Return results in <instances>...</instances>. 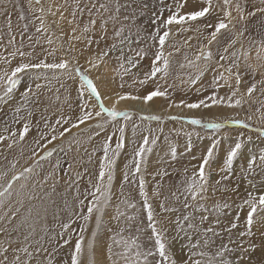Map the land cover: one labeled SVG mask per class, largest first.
Returning a JSON list of instances; mask_svg holds the SVG:
<instances>
[{
	"label": "rangeland",
	"instance_id": "1",
	"mask_svg": "<svg viewBox=\"0 0 264 264\" xmlns=\"http://www.w3.org/2000/svg\"><path fill=\"white\" fill-rule=\"evenodd\" d=\"M96 2L98 7L99 3H105L107 0H96ZM120 2L124 3V0ZM177 3L184 5L180 9L181 15L207 6L206 0H142L133 5V8L138 10L134 22L122 19L115 23L109 21L107 36L99 42V45L93 43L86 46L82 41H73L76 51L72 52L69 51V42L65 37L66 30L69 29L71 32V28L76 27L77 24L79 28H83L89 22L91 17L87 9L92 8L90 0H79V6L85 8V11L83 15L76 13V19L72 25L68 24V20L73 19L72 11L76 0H41L39 5L35 3V0H31L33 11H30L29 0H0V57L3 58L0 59V74L4 71L10 73L11 69L21 62L39 63L40 60H44L47 63H59L61 58L71 59L72 57L79 61L82 69H85L82 63L87 62L89 57L115 44V49L110 51L107 59L104 58L103 64H100L101 69H94L92 73H89L103 103L107 93L105 91L102 95L95 81L101 75L106 81L104 89L106 87L108 89V82H110L115 89L143 97L147 92L154 90L159 83L169 93L168 98L157 97L147 103L152 109L151 113L118 109L128 110L132 117L129 120L117 117L115 121L110 120L106 114L94 120L93 113L87 126L78 127L82 110H89L82 109L81 106L78 76L73 74V78L69 79L61 75L60 70L45 69H33L26 74H21V81L16 89L10 96L0 100V136L5 137L4 140H0V190L8 187V182L12 181L13 176L24 173L19 179L12 181L9 193L0 202V246L8 248L9 261L13 259L12 249L27 245L34 257L30 264H71V253L75 249V242L79 236L83 235L84 251L80 257L81 264H100L95 263L97 255H103L101 264H111L109 248L113 244V237L120 233L121 229L125 239L137 238L143 249L153 248L154 240L150 239L151 229L148 228L147 212L143 207L144 200L139 194L138 179L135 183L131 181V178L127 182L123 179L125 172L134 166L130 161L145 135L150 138L155 136L157 140L156 144L151 145L152 151L147 154L142 168L145 190L158 222L157 226L164 232L169 252L177 264H185L188 249L185 247L187 237L184 233L176 231L175 221L177 217H182L187 212H193L197 223L201 215L209 217L203 223V227L211 226L214 232L219 233V235L208 234L212 241L209 251L214 253L221 245H228L234 250L227 252L226 258L233 264H236L238 260L240 264H248L241 248H247L250 242L256 244L264 242V236H261V233H264V223L254 224L252 237L239 236V233L244 231V221L249 209L247 205L243 208L238 207L248 198L249 192L258 194L264 191V184L260 183L264 180V163L260 160L261 151L264 150V136L259 131L264 129V83H261L264 79V60L257 59V48L264 41V13H257L251 17L246 15V18L241 20L235 8V5L239 3L247 14L255 8L264 7V3L261 0H230V4L225 5L224 0H211V11L206 17L197 21H186L183 25L173 23L167 29H160V34L165 30L170 32L163 46V52L169 59L168 75L165 78H159L160 74H158V78L141 85L139 81L145 78V72L150 71L151 60L159 47L157 40L147 37L151 36L163 20L176 12ZM49 5H52L53 11L56 12L55 16L49 14L45 17L46 24L50 26L49 34H52L51 44L47 42L49 37L46 33L36 32L39 20L34 19L40 15L34 9L41 6L47 8ZM56 6L59 8L57 9ZM161 9L163 12L160 11ZM140 11H143L145 15H139ZM225 11L230 12L231 22L229 17L224 15ZM21 12L25 17L23 20L19 19ZM61 12L65 17L63 21H60ZM9 13L11 14V32L7 24ZM92 13L97 20L94 39H98L101 17L96 12V8H92ZM101 13L104 18L111 15V13H103L102 9ZM124 14L122 11L121 17ZM153 14L155 18H158L156 24L152 23ZM221 20L228 24V27L222 29L215 41L209 44L214 25ZM53 21H60V24L57 25ZM25 24L28 25L27 32L24 31ZM121 24L131 26L133 33L136 27L142 28L143 42L137 43L133 35L131 48L139 50L144 47L149 53L140 61L138 67L131 68L127 72L125 68H129L128 57L132 56L134 61L140 58L136 57L135 51L129 50L127 43L119 42L123 36L128 35L127 28L121 37L114 35ZM206 24H212L213 27L206 28ZM242 29L243 35H239ZM61 32L64 33L63 36ZM29 36L32 37L31 40ZM13 37L14 42L9 43ZM232 40L236 43L231 44ZM226 47L227 52L224 51ZM17 49L25 53L30 52L31 56L21 57L17 53L14 57H10L9 54ZM121 49H123V60L119 59ZM205 51L212 53L211 60L205 62L202 57L196 61V56ZM246 51L249 54L247 60L244 57ZM233 52L236 53V57L232 56ZM221 54L228 58L221 61ZM234 59L239 64L240 85L245 92L244 94L238 92L235 96L232 95L235 79L232 78L226 83L222 78L218 82L220 87L216 88L212 85L214 73L211 70L216 69L217 75L224 72V75L228 76L227 69ZM6 60H10V63H5ZM189 61H193L198 67L189 66ZM206 63L207 68H205ZM248 64L255 68V72L247 67ZM218 65L223 67L219 68ZM105 67H112L110 78L104 73ZM198 71H203V75L196 84H190V79H194ZM232 72H237L235 65H232ZM228 83H231L233 88H229ZM253 83L256 84V88L251 95H248L247 88ZM36 84H40L41 87L36 88ZM168 85L172 87L168 88ZM29 87H31V93L28 96V103L25 104L22 94ZM2 93L3 86H0V94ZM84 93V101L88 105L96 104L99 109L96 100L89 99L86 91ZM108 93L112 94L109 89ZM214 93L217 98H224L225 102L197 109L175 106L181 100L186 103H195L211 97ZM229 97L233 105L237 99H242L241 105L228 107ZM154 102H157L159 110H154L157 108ZM170 102H173L172 107H169ZM206 103L211 105V100H206ZM213 106L216 108L212 109ZM16 108H20L19 113L15 112ZM164 109L169 112L162 113L161 110ZM212 110H214L213 115H203V113L209 114ZM146 115H159L165 119L149 121L142 118ZM173 116H179L181 119H171L170 117ZM190 118H199L204 121H229V123L216 133L200 125L190 124L188 122ZM237 119L244 121L248 127L230 123ZM58 120L59 123H57ZM25 122L29 124V131L21 140L19 131L22 130ZM97 123L102 124L103 127H95ZM73 125L77 126L73 127ZM121 125L125 126L123 133L125 146L120 150L113 167L111 199L103 210L100 224L97 225L95 214L88 221L83 220L82 216L87 213V204L92 200L90 193L99 173L100 158L103 156L102 144L111 135L113 137L111 146L114 148L117 138L121 135L119 132ZM65 128L69 131L61 137L59 133ZM14 132L15 135H13ZM187 133L192 135L189 136ZM53 135L57 137L55 140H52ZM214 141L213 156L205 166L206 175H209L207 191L204 193L206 199L199 203L205 204L209 209L217 203H227L230 207L222 208L219 214L194 212L192 208L185 209L184 188L193 177V173L198 172L204 155L207 154L208 148L213 146ZM236 143H240L241 148L229 172L224 170V161L228 151ZM10 144L11 147H9ZM172 147L176 149L174 159L171 156ZM52 149H55V152L45 157L44 153ZM93 149H96L94 154ZM253 156L256 157V167L254 172L249 173L248 160ZM27 168L31 171L24 172ZM223 176H227L228 179L221 180ZM249 180L257 184L255 189L249 184ZM173 192L179 195V199L172 195ZM79 200H83L84 205H80ZM161 202L174 210L163 211L160 207ZM187 202H191L190 196ZM238 212L239 227L228 232L226 229L236 219ZM119 213H123V216ZM127 217L133 219L129 221ZM217 219L220 221L219 224L214 223ZM259 219L258 215L257 220ZM64 224L69 225L68 229L62 227ZM82 226H84L83 232ZM89 239L92 240L91 253L87 246ZM64 240H68L69 243L64 244ZM242 240L243 245H241ZM36 248H40L41 251L36 253ZM247 255L251 256L253 264H259L264 259L259 248ZM20 258L24 260L26 254L20 253ZM149 259L150 264H156V261L161 258L153 252V256Z\"/></svg>",
	"mask_w": 264,
	"mask_h": 264
},
{
	"label": "snow or ice",
	"instance_id": "2",
	"mask_svg": "<svg viewBox=\"0 0 264 264\" xmlns=\"http://www.w3.org/2000/svg\"><path fill=\"white\" fill-rule=\"evenodd\" d=\"M92 4V8H96V12L100 14V25H99V31L100 35L98 39H94L95 32H96V24L97 20L95 16L92 13V8H88V14L91 17L88 23H86L83 28H79V25L77 24L76 27L71 28V35L68 37L69 41V51L75 52L76 49L72 45L73 41L76 42H84L86 46H90L93 43H96L99 45V42L101 40H104L107 36V24L109 21L117 22L118 20H124V21H135L136 20V14L137 9L133 8V5L136 3L142 2V0H124V3H121L120 0H107L105 3H99V6L97 7L96 0H90ZM262 3H264V0H261ZM36 4H41V0H35ZM207 6L203 7L200 10L192 11L190 13H186L181 15L180 9L184 6L181 3L176 4V12H173L171 15L167 17V19L163 20V22L160 24V26L151 33L150 37H147L148 39L157 40L159 47L158 50L154 53V58L151 60V67L150 71L144 73V79L140 80L139 83L141 85L147 84L149 81L153 80L154 78H158V74H160L159 78H165L168 75L169 70V59L167 56H165L163 52V46L166 42V38L170 35V32L165 30L162 34H160V29H167L169 25L180 24L183 25L186 21H197L200 18L206 17V15L210 14L212 3L211 0H206ZM225 5L230 4V0H224ZM29 7L30 11H33L31 7V0H29ZM57 9L59 6H56ZM146 7V5H145ZM236 11L239 14V18L241 20H244L246 18V15L251 17L255 16L257 13H264V7L261 8H255L254 11L248 12L245 14V10L240 6L239 3L235 5ZM101 9L103 10V13H111V15H108L107 18H104L103 14L101 13ZM34 11H37L40 13L38 17H34V19L39 20V26L36 28L37 33H48L50 31V26L46 24L45 17L46 15H52L55 16L56 12L53 11V6L49 5L47 8L41 6L37 9H34ZM85 11V8H81L79 6V0H76V5L73 8L72 11V17L73 19L68 20V24L72 25L75 22L76 19V13L79 12L81 15H83ZM124 11V15L121 17V12ZM163 12V9L160 10ZM139 15L143 16L145 13L143 11L139 12ZM224 15L226 17H229V22H231L230 12L225 11ZM153 20L152 23L156 24L157 19L155 18V14H153ZM20 20L25 19L23 12L20 13L19 16ZM65 19L63 12L60 13V21H63ZM60 21H53V23H56L57 25L60 24ZM7 24L9 28V32H11V14L9 13L7 16ZM206 28H212V24H206ZM228 27V24H226L223 20L219 21L214 25V31L211 32L209 39V44H211L213 41H215L217 34L222 30ZM127 28L128 35L123 36V39L119 42L121 44L127 43L129 46L130 51H135L136 57H139L140 59H137L134 61V58L132 56H129L127 59V64L129 65V68H125V71H129L131 68H136L140 64V61L147 56L148 49L141 47L139 50H134L131 48V44L133 43V35H135V41L137 43L143 42V30L140 27H136L135 33L132 31V27L128 25L121 24V27L119 29H116L114 32V35L116 37H121L125 30ZM28 25H24V31L27 32ZM243 29L239 33V35H243ZM79 32V34H77ZM89 33H93L90 35ZM61 35L63 36L64 33L61 32ZM30 40L32 39L31 36L28 37ZM14 42V37L9 40V43ZM37 42H39V37H37ZM49 44L52 43V39L49 38L47 41ZM231 44H235L236 41L232 40L230 42ZM116 47L115 44L109 46V48L100 50L97 52V54L93 57H90L87 61L88 68L82 69L79 61L72 57L71 59H65L61 58L59 63H47L44 60H40L39 63H25L21 62L18 66L15 68H12L10 73L8 71H4L2 74H0V86H3V93L0 94V100H4L6 97L10 96V94L16 89V87L20 84L21 81V74H26L30 70L33 69H45V70H60V74L71 79L73 78V74L75 76L79 77V87H80V98H81V106L82 109L88 108V111L81 112V115L79 117V123H83L84 121H87L89 119H92L93 111L94 109L89 108V105L87 102L84 101V92L86 91L88 93L89 99L94 98L98 104L99 110L95 111V117H101L102 114H106L107 117L115 121L117 117H123L125 120H129L132 117L131 112L128 110H118L115 105L112 107H106L101 99L100 93L97 90V87L94 84L93 79L89 76V70L95 69L100 66L101 63H103L104 58H106L110 51L114 50ZM55 50H53L54 52ZM225 52H227V47L224 49ZM17 53L24 57L25 55L31 56V53H25L24 51H21L17 49L16 51L9 54L10 57H14L17 55ZM52 54V53H49ZM248 52L246 51L244 53V57L247 60L248 59ZM233 57H236V53H232ZM205 60V62L211 60L212 53L210 51H205L202 54H199L196 56V61H199L201 58ZM228 57L224 54L220 55V60L224 61ZM0 59H3L0 57ZM120 60H123V49H121V55L119 57ZM238 59V58H237ZM257 59L258 60H264V41L261 42V45L257 48ZM5 63H10V60H6ZM232 65H235L237 68V72H232ZM232 65H229V68L227 69L229 75L225 76L224 72H220L218 75L216 73V69H211L214 73L212 85L216 88L220 87V84L218 83L222 78L227 83L230 79H235V87L232 92V95L235 96L239 92V85L241 84V74L239 72V64L236 62V59L233 60ZM183 66V65H182ZM189 66H197L194 65L193 61H189ZM123 67V65H121ZM207 63L205 64V68H207ZM219 68H222L223 65H218ZM247 67L249 69H252L253 72H255V68L251 64H248ZM203 75V71H198L197 75L194 79H190V84H196L197 80L200 78V76ZM39 79V77H37ZM261 83H264V79L261 80ZM40 84H36V88H40ZM172 85H168V88H171ZM229 88H233V85L231 83H228ZM256 88V84L253 83L250 87L247 88V94L251 95ZM31 93V87L25 90V92L22 94L24 103H28V96ZM157 97H163L168 98L169 93L166 88H162V86L157 83L154 90L147 92L143 97L140 96H132L130 94H125L119 97L120 100L124 99H132V100H142L144 103H148L152 101L154 98ZM206 100H211V105L206 103ZM224 98H217L215 93L211 97H206L205 99H201L195 103H186L185 101L181 100L179 103L175 104L176 107H186L188 109H197L200 107L208 108L212 105H219L221 103H224ZM242 103V99H237L235 101V105L231 103V97L228 98L227 106L228 107H238ZM173 106V102L169 103V107ZM16 113L20 112V108L15 109ZM31 115V113H29ZM143 119L152 121H162L161 116L159 115H146L142 117ZM171 119L179 120L181 117L179 116H173L170 117ZM251 119V117H249ZM192 125H200L201 127L205 129H209L213 132L219 133L222 129L225 128L226 124L229 123V121L219 122L216 120L213 121H204L199 118H190L188 121ZM46 126H47V122ZM59 123V120L57 121ZM232 124L236 125H243L244 127H248V125L244 124V121L242 120H232L230 121ZM77 125H73L75 127ZM55 126H53L54 128ZM97 128H102L103 125L100 123H97L95 125ZM29 131V124L27 122L24 123L22 130L19 131V137L21 140L25 138L26 133ZM69 129L65 128L64 131L60 132L59 135L61 137L64 136L65 132H68ZM125 126L121 125L119 128V132L121 135L117 138V142L115 144V147L113 148L111 146V141L113 137L109 135L105 141L102 144V151L103 156L100 158L99 163V173L97 176V180L95 185L93 186V190L90 193L92 196V200L88 202L87 204V213L82 216L83 220L88 221L93 217V214H95V220L97 225L100 224L102 219V213L105 208V206L108 204L109 200L112 196V181H113V167L116 163V158L120 154V150L125 146V138L124 133ZM162 131V129H161ZM260 134L264 136V129H260ZM16 133L14 132L13 135ZM187 135L191 136L192 133H187ZM57 137L55 135L52 136V140H55ZM5 137L0 136V140H4ZM51 141H49L50 143ZM157 140L155 136H152L151 138L147 135L143 137V142L138 145V147L134 151L133 159L130 161L133 167L129 168L128 171L124 174V181H129L131 178V181L135 183L138 179V185H139V194L144 200L143 207L145 211L147 212V219H148V228L151 229V237L150 239L154 240L153 248L151 249H143L142 246L138 243L137 238H129L125 239L122 235L123 229H121L120 233H117L116 236L113 237V244L109 248V252L111 254V264H150V257L153 256V252L157 253L160 260L156 261V264H177V261L173 258V256L169 252V248L164 236V232L158 228V222L155 219L154 213L152 211V205L149 203L148 194L145 190V179L144 175L142 174V168L146 162V156L148 153L152 151L151 145L156 144ZM215 146V141L213 142V146L209 147L207 150V154L204 155L202 162L199 165L198 172L193 173V177L188 181L184 188V195L186 202L184 203V208H192L194 212H214V213H221L222 208H228L230 205L227 203H217L212 206L211 209H209L205 204L199 203V201H203L206 199L204 196V193L207 191V185L209 182V175H206L205 172V166L208 165L210 159L213 156V150ZM11 147V144L9 145ZM241 148L240 143H236L234 147L231 148L230 151H228L226 159L224 161V170L231 171V167L233 165V161L236 158L239 149ZM96 149H93V154L95 153ZM55 152V149H52L50 151H47L44 153L45 157L51 156ZM171 156L174 159L176 156V149L175 147L171 148ZM43 158V157H42ZM255 160L256 157L253 156L248 160V172L252 173L255 170ZM260 160L262 163H264V150L261 151L260 154ZM31 169L27 168L24 170V172H30ZM24 173H20L19 176H13L12 181H15L20 178V176H23ZM247 178V173H246ZM228 179L227 176L221 177V180ZM12 181L8 182V187L0 190V202H2L3 197L9 193V190L12 186ZM249 184L255 189L257 187V184L253 182L252 180L248 181ZM91 183V182H90ZM217 183H220V181H217ZM260 183L264 184V180H261ZM88 194V193H86ZM157 195L159 193H156ZM172 195L179 199V195L175 192L172 193ZM191 197V202H187L188 197ZM78 203L80 205H84L83 200H79ZM127 203V201H125ZM245 205L248 206L247 215L244 221V231H241L239 233L240 237H252L254 235L252 229L254 224L256 223H264V215H260L264 213V191L259 192L258 194H254L253 192L248 193V198L243 201L241 205L238 207L243 208ZM131 206V205H129ZM161 209L163 211H173L174 209L168 208L165 206L164 202H161L160 205ZM120 216H123V213H119ZM260 216L259 221L257 220V216ZM132 217H127V220H132ZM209 219L206 215H201L199 217V223H197V218L193 214V212H187L182 217H177L175 223H176V231L178 233H184V235L187 237V244L185 247L188 249L187 254V260L185 261V264H233V262L230 259L226 258V253L229 251H233L234 249L229 248L228 245H221L216 249L214 253L209 251V248L212 245V241L209 237V233L212 235H219V233L214 232L213 228L211 226L204 228L203 223ZM215 224H219L220 221L217 219L214 221ZM64 229H68L69 225L64 224L62 226ZM239 227V212L237 213L236 219L230 224V226L226 229L228 232H231L233 229H236ZM81 231H84V226H82ZM139 231V229H138ZM261 236H264V233H261ZM195 237V240L193 238ZM27 239V237H25ZM84 237L83 235L79 236L75 242V249L71 253V264H81L80 257L83 254L84 251ZM68 240H64V244H68ZM241 245H243V240L241 241ZM89 253H91L92 250V240L89 239L87 242ZM261 250L262 256H264V242L261 244L256 243H249L247 248H241L242 253H244V259L248 261V264H253L252 258L250 255H247L249 252H255L257 249ZM36 253H39L41 251L40 248H36ZM13 252V259L9 261L8 258V248H5L3 246H0V264H30L31 260L34 258L33 253L29 251L28 246L25 245L21 248L12 249ZM20 253L26 254V258L24 260H21ZM195 257H199V259H195ZM236 264H240V261L238 260ZM259 264H264V259H262Z\"/></svg>",
	"mask_w": 264,
	"mask_h": 264
},
{
	"label": "bare ground",
	"instance_id": "3",
	"mask_svg": "<svg viewBox=\"0 0 264 264\" xmlns=\"http://www.w3.org/2000/svg\"><path fill=\"white\" fill-rule=\"evenodd\" d=\"M45 20H47L46 18H45ZM48 25V24H47ZM238 25V24H237ZM78 34V33H77ZM46 35L50 38L51 37V35L52 34H49V32L48 33H46ZM69 35H71V32H70V30L69 29H67L66 30V33H65V37L67 38V40H68V37H69ZM69 42V41H68ZM55 45V44H54ZM54 45H52L53 47H55ZM72 45L75 47L76 45L72 42ZM89 53V52H88ZM90 58V57H89ZM84 59H85V57H84ZM107 59V58H106ZM105 60V59H104ZM109 60V59H108ZM110 61V60H109ZM84 62V61H83ZM103 64V63H102ZM82 65H83V67L85 68V69H87L88 68V63L87 62H84V63H82ZM106 66V65H105ZM110 66V65H109ZM100 67V66H99ZM95 68L96 70H98V69H101V68ZM110 69H112V67L111 68H109V67H105V70H104V73L107 75L108 74V77H109V74H111V70ZM93 70L94 69H90L89 70V73L91 72H93ZM101 73V72H100ZM103 73V72H102ZM94 76H95V74H94ZM102 76V75H101ZM99 77L98 76V78L95 80L96 81V83H97V86H98V89L100 90V92H101V94L102 95H104L105 94V91H106V93H107V95H106V97L104 98V104L106 105V107H112L113 105H115L116 106V108L117 109H128V110H133V111H136V112H138V113H145V112H149V113H151L152 112V109L148 106V104L147 103H144L142 100H132V99H124V100H120L119 99V97L120 96H122V95H125L126 93H124L123 92V90L121 91V90H119V89H115V87H112L111 85H112V83H110V82H108V89L112 92V94H109L108 93V89H107V87H106V89H104L105 88V84H106V81L105 80H103V78L102 77ZM107 78V77H106ZM110 78V77H109ZM113 79V78H112ZM107 81H108V79H107ZM111 81V80H110ZM239 93L240 94H244L245 92H244V90H243V88H242V85H239ZM67 94V93H66ZM85 94V93H84ZM114 94V95H113ZM132 96H135V95H132ZM68 100V99H67ZM149 103V102H148ZM154 104L157 106V102H154ZM89 107L90 108H92V109H94V111H93V113L95 112V111H98L99 109L97 108V106H96V104H93V105H89ZM216 108V106H213L212 107V109H215ZM154 110H159V108H158V106H157V108H154ZM161 112L162 113H166V112H169V111H167V110H161ZM49 113V112H48ZM214 114V110H212L209 114H207V113H203V115H213ZM102 116V115H101ZM97 119V117H95L94 118V120H96ZM90 121L91 120H87V121H85L84 123H80L81 124V126H80V124L78 125V127H83V126H87L89 123H90ZM83 125V126H82ZM104 244V243H103ZM103 244H101V245H103ZM102 248V247H101ZM101 248H99V249H101ZM102 250V249H101ZM100 250V251H101ZM104 252V251H103ZM107 253V252H106ZM94 255V254H93ZM106 256H108V255H106ZM94 257V256H93ZM97 260H96V262L95 263H102V261H101V259H103V255H97ZM110 264V263H109Z\"/></svg>",
	"mask_w": 264,
	"mask_h": 264
}]
</instances>
